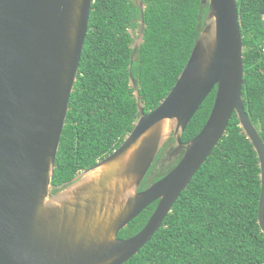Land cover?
Masks as SVG:
<instances>
[{"label": "water", "instance_id": "95a60500", "mask_svg": "<svg viewBox=\"0 0 264 264\" xmlns=\"http://www.w3.org/2000/svg\"><path fill=\"white\" fill-rule=\"evenodd\" d=\"M200 1L208 10L188 60L167 95L146 113L131 71L143 39L145 5L133 0L139 30L131 43L129 85L138 115L116 149L52 193L92 0H0V264L127 261L160 227L225 134L233 112L258 158L257 222L264 233V143L244 109L237 0ZM215 86L204 125L182 141L185 127ZM176 158L168 172L139 189L155 160L162 171ZM154 201L145 225L118 238Z\"/></svg>", "mask_w": 264, "mask_h": 264}, {"label": "trees", "instance_id": "16d2710c", "mask_svg": "<svg viewBox=\"0 0 264 264\" xmlns=\"http://www.w3.org/2000/svg\"><path fill=\"white\" fill-rule=\"evenodd\" d=\"M143 2V39L135 50L131 71L147 113L174 85L203 27L208 7H202L200 0ZM237 8L243 42L244 109L264 143V0H237ZM138 30L139 8L133 0H92L55 159L52 193L111 153L132 129L138 113L134 89L129 85V63ZM215 92L216 86L185 127L182 141L200 131ZM171 141L169 138L167 142ZM177 160L162 171L154 162L150 169L153 177H145L139 189L168 172ZM259 175L256 152L233 112L225 134L160 227L121 264H264V233L257 222ZM157 202L142 210L117 237L137 233Z\"/></svg>", "mask_w": 264, "mask_h": 264}, {"label": "flooded vegetation", "instance_id": "af4514ba", "mask_svg": "<svg viewBox=\"0 0 264 264\" xmlns=\"http://www.w3.org/2000/svg\"><path fill=\"white\" fill-rule=\"evenodd\" d=\"M166 143H168V145H169V143H171V142H166ZM167 145V144H166ZM161 155V154H160ZM148 177H147V179L149 180V179H151L152 177H153V171H151V170H149V172H148Z\"/></svg>", "mask_w": 264, "mask_h": 264}, {"label": "clouds", "instance_id": "9594fccd", "mask_svg": "<svg viewBox=\"0 0 264 264\" xmlns=\"http://www.w3.org/2000/svg\"><path fill=\"white\" fill-rule=\"evenodd\" d=\"M157 158H158V157H157ZM154 162H155V161H154ZM154 162H153V163H154ZM152 166H153V164L151 165V167H152ZM151 167H150V169H151ZM150 169H149V170H150ZM148 172H149V171H148ZM148 176H149V175H148V173H147V176H146V177H148Z\"/></svg>", "mask_w": 264, "mask_h": 264}]
</instances>
